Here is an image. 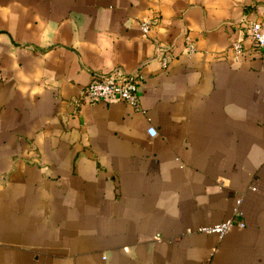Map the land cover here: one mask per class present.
<instances>
[{"label": "crops", "instance_id": "obj_1", "mask_svg": "<svg viewBox=\"0 0 264 264\" xmlns=\"http://www.w3.org/2000/svg\"><path fill=\"white\" fill-rule=\"evenodd\" d=\"M249 22L264 0H0V264H264ZM113 71L136 106L84 97Z\"/></svg>", "mask_w": 264, "mask_h": 264}, {"label": "built area", "instance_id": "obj_2", "mask_svg": "<svg viewBox=\"0 0 264 264\" xmlns=\"http://www.w3.org/2000/svg\"><path fill=\"white\" fill-rule=\"evenodd\" d=\"M141 29L144 33H147L150 29V22H142ZM247 35L252 41V46L256 49L264 52V29L260 22H249L245 24ZM234 58H239L243 53L247 51L241 41H233L230 45ZM157 55L160 57L162 64H166L168 61V53L158 46L156 48ZM140 76L137 73H119L113 71L104 75H96L86 86L83 95L89 101L98 100H123L130 105H137V88L140 82ZM147 133L150 136H155L157 130L155 127L150 126L147 129ZM242 197L238 196L235 200L236 207L234 212L239 213L238 207L241 203ZM234 225L240 227L244 226V222L241 220H235L228 218L224 221L213 225H205L199 228L200 232L216 233L219 237L226 234Z\"/></svg>", "mask_w": 264, "mask_h": 264}]
</instances>
